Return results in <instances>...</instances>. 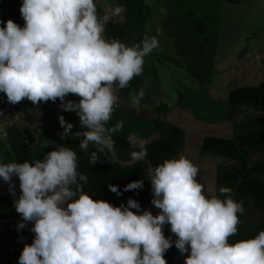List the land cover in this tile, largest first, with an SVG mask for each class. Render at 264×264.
<instances>
[{
  "label": "clouds",
  "instance_id": "9594fccd",
  "mask_svg": "<svg viewBox=\"0 0 264 264\" xmlns=\"http://www.w3.org/2000/svg\"><path fill=\"white\" fill-rule=\"evenodd\" d=\"M23 25L0 19V94L10 104L24 100L33 105L59 100L64 111H74L86 131L79 148L112 153V134L122 130L121 120L107 127L119 92L143 74L145 57L159 47L157 36L145 35L128 45L104 35L110 16L100 15L97 0H21ZM79 97L68 100L69 95ZM144 97L140 90L133 104ZM59 122L66 137L74 125L63 115ZM129 141L139 148L132 161L145 160L146 141ZM199 165L186 153L166 158L147 169L152 205L142 210L129 198L119 206L94 199L85 191L88 176L79 171L77 152L56 145L43 159L5 163L0 179L20 195L14 207L21 216L17 229L32 224V243H25L18 264H168L173 245L184 264H264V230L253 238L231 242L238 233L244 199H235L231 187L209 192L197 179ZM144 180L128 183L123 191L143 189ZM109 190L121 195L118 185ZM136 210V211H133ZM175 236L165 235V226ZM23 239V238H22Z\"/></svg>",
  "mask_w": 264,
  "mask_h": 264
},
{
  "label": "rangeland",
  "instance_id": "374dc122",
  "mask_svg": "<svg viewBox=\"0 0 264 264\" xmlns=\"http://www.w3.org/2000/svg\"><path fill=\"white\" fill-rule=\"evenodd\" d=\"M121 1H98L110 16L105 25L106 38L132 45L146 34L155 35L159 47L145 57L143 74L127 87L132 102L140 90L144 91L140 103L134 104L136 117L114 111L107 127L122 120L124 125L118 132L128 138L134 136L139 142L159 137L167 122L180 125L188 136L186 152L189 155L198 150L205 135L233 136L235 124L229 123L225 87L233 81L236 86H245L256 85L264 79V0H131L140 15L142 36L139 40L121 30L120 25L126 23L127 15L126 5ZM0 19L5 22L13 19L23 25V20L9 9L5 0H0ZM189 36L196 39L198 50H207L213 58L215 72L210 85L203 86L195 80L186 69L187 60L178 53L177 40ZM8 104L6 96L0 94L1 123L7 119ZM10 105L21 119H32L42 108V104L33 105L27 100ZM189 112L194 119H189ZM238 112L241 115L258 113L249 104L239 106ZM42 125L43 120H40L38 127ZM0 141L8 149V152L1 149L0 159L5 163L15 162L7 138L0 137ZM55 146L51 144L50 134H45L41 154L54 150ZM192 158L199 168L204 167L205 177L198 180L209 192L215 191V167L229 162L219 156L195 154ZM260 160L264 161V156ZM262 217L264 214L251 209L245 215L244 227H251ZM5 240L0 243L14 247L10 234H6ZM0 264L12 263L0 253Z\"/></svg>",
  "mask_w": 264,
  "mask_h": 264
},
{
  "label": "trees",
  "instance_id": "16d2710c",
  "mask_svg": "<svg viewBox=\"0 0 264 264\" xmlns=\"http://www.w3.org/2000/svg\"><path fill=\"white\" fill-rule=\"evenodd\" d=\"M5 1L9 9L20 17L21 0H18V11L14 0ZM98 1V12L100 15H105V11ZM122 1L126 5L127 15L126 23L120 25L121 30L127 33L128 36L137 37V40H139L142 36V32H140V15L135 11V6L131 0ZM195 42L196 39L191 36L178 39V53L187 60L186 69L188 73L203 86L210 85L215 72L213 58L208 54L207 50H198ZM67 99L78 101L79 97L70 94ZM60 103L59 100L55 103L51 101L44 103L43 111L45 116L48 117L56 110L62 109ZM244 104H249L254 110L260 112L259 115L249 118L246 126L236 120V115L239 113L238 108ZM227 105L229 119L234 121L235 128L240 127L242 130L237 132L232 138L207 137L204 140L202 150L204 153L209 152L214 156L227 160V162H231V165H221L219 167L217 190L222 186L231 187L235 192V199H244L245 213L240 216L238 233L230 238L231 242H236L253 238L259 231L264 230V217L251 227H244L245 215L251 209L264 214V179L260 178V175L264 174V162L260 159H254L257 155L264 153V81L259 85H245L231 91ZM114 111L119 112L120 110L115 106ZM61 115L64 116L67 122L74 125L71 132L86 131V129L80 127L77 114L65 112L51 119V125L60 133L64 134V128L61 127L59 122V116ZM150 119L156 122L153 118L150 117ZM47 133L51 136L52 146L55 144L64 145L68 142V146L77 152L79 171L88 176L85 191L89 194L94 193V199H104L119 206L121 203L126 205L128 199L133 198L141 204V207L153 199L151 183L148 180L147 163L140 161L132 166H121L115 161L111 153L107 155L100 153V159L96 165H93L90 163V156L93 151H96V148L90 144L87 151H82L79 148V144L83 137L61 139L51 129H43L38 133L29 127L13 125L9 127L6 138L10 144L9 150L15 162L43 159L44 155L49 152L41 154L43 137ZM37 135L40 136L39 142L37 141ZM112 138L115 142L117 154L125 161L131 160L130 154L139 150V148L132 146L125 134L116 132L112 134ZM184 138V130L173 123H165L159 132V137L146 144L148 152L146 158L151 161L153 166H156L166 158L178 156V153L183 148ZM1 149L8 152L6 145L0 141V151ZM141 179L144 180L143 189L123 191L128 183ZM109 184L118 185L122 194L117 195L111 192ZM19 195L0 197V240L5 242L6 234H10L13 239L11 242L14 246L9 248L5 243H0V253L7 257L12 264H18V259L25 243H32L34 236L30 231L32 224H29L24 229H17L21 216L14 207V201ZM165 235L171 236L175 240V236L170 231V225L165 226ZM185 255H182L173 245L167 251L165 258L168 260V264H184Z\"/></svg>",
  "mask_w": 264,
  "mask_h": 264
},
{
  "label": "water",
  "instance_id": "95a60500",
  "mask_svg": "<svg viewBox=\"0 0 264 264\" xmlns=\"http://www.w3.org/2000/svg\"><path fill=\"white\" fill-rule=\"evenodd\" d=\"M14 4L16 7V10L18 11V0H14ZM20 17H21V15H20ZM263 81H264V79H261L260 82L256 85H259ZM238 88H239V86H235L234 88L229 89V92H228L227 97H226L227 102L229 100L230 92L235 90V89H238ZM119 95H120V100H119L118 104L116 105V107L118 109H120V111L123 112L124 114H126L127 116H129L131 118H135L136 117V109H135L133 102L129 99L128 89L127 88L121 89L119 92ZM65 112H70V113L76 114V112H74V111H64L63 109H58L55 112H53L51 115H49L48 117L45 116V113L43 111V112L35 113V115L32 119H21L20 116L16 113L15 107L13 106V107L9 108V110H8L7 119L2 123L0 122V137H7L8 136V129H9V127H11L13 125H17L19 127H29L31 130L37 131L38 133H40L41 129L37 130L38 123L40 120L44 121L46 129H51L61 139H66V138H70V137H82V136H77V133H79V132H71L65 137L64 134L60 133L57 129H55V127H53L51 125V119L54 116L61 114V113H65ZM189 114L192 115L193 118H195L191 112H189ZM155 118H156V116H155ZM81 132H83V131H81ZM38 139H39V135H37V141H38ZM156 139H157V137L154 136L146 142H147V144H149L150 142H152ZM111 155L115 159V161L121 166H132V165L140 162V161H132V160L125 161V160L121 159L119 157V155L117 154L115 149L111 153ZM141 161L147 163L148 167H149V165L153 166V164L151 163V161L148 158H145V160H141ZM13 181L15 184L14 190L8 182H5L2 179H0V197H12V196H15L17 194H20L21 190L19 187L20 182H19L18 178L14 177ZM215 183L217 184V179L215 180ZM141 208H142V210L151 209L153 214L159 213V209H157L154 205H152L151 202L147 203L146 205L142 206Z\"/></svg>",
  "mask_w": 264,
  "mask_h": 264
},
{
  "label": "flooded vegetation",
  "instance_id": "af4514ba",
  "mask_svg": "<svg viewBox=\"0 0 264 264\" xmlns=\"http://www.w3.org/2000/svg\"><path fill=\"white\" fill-rule=\"evenodd\" d=\"M235 82L236 81H233L232 83H230L229 85H227L225 88H226V92H225V95H226V97H227V94H228V92H229V89H231V88H234L235 86H236V84H235ZM239 87H241V86H239ZM175 112V111H174ZM260 114V112H258L257 114H249V113H243V115H241V114H237L236 115V120L239 122V123H241L243 126H246V123H248V121H249V118H251L252 116H257V115H259ZM189 116H191V117H189V119L190 120H192V119H194L193 117H192V115H190L189 114ZM247 121V122H246ZM230 124H232V125H234V121L233 120H230V122H229ZM176 126H178L179 128H181L182 130H184L185 131V128L184 127H182V126H180V125H176ZM39 129H41V131L43 130V129H46L45 128V123H44V121H43V125L42 126H40V127H37V130H39ZM240 127H237V128H235L233 131H234V135L237 133V132H239L240 131ZM40 131V132H41ZM233 135V136H234ZM233 136H231V137H223V136H211V135H205L204 136V138H203V140H202V143L200 144V146L198 147V150L197 151H195L194 150V152H192L193 153V155H195V154H198V155H206V156H209V157H211V156H214L213 154H211V153H209V152H207V153H204L203 152V150H202V146H203V143H204V140H205V138H207V137H218V138H232ZM158 138V137H157ZM187 140H188V136H187V133H186V131H185V138H184V145H183V148H182V150L178 153V156L181 154V153H186V154H188L186 151H187ZM132 146H134V147H137V146H135L133 143H132ZM138 148V147H137ZM195 153V154H194ZM189 155V154H188ZM193 155H189L191 158L193 157ZM264 156V153L263 154H260V157H259V155H257L254 159H260L261 157H263ZM207 162V161H206ZM209 162V161H208ZM211 162V161H210ZM264 162V161H263ZM227 165H231V162H229ZM221 165H217L216 167H215V172H216V177H215V179H214V183H215V180L217 179V173H218V169H219V167H220ZM205 171H204V167H201L200 168V172H199V175H198V177H197V179H201V178H203V177H205L204 176V174H202V173H204ZM262 176H264V174H262V175H260V178H262ZM215 188H216V190H217V184L215 183ZM208 191V190H207Z\"/></svg>",
  "mask_w": 264,
  "mask_h": 264
},
{
  "label": "crops",
  "instance_id": "0c3cea01",
  "mask_svg": "<svg viewBox=\"0 0 264 264\" xmlns=\"http://www.w3.org/2000/svg\"><path fill=\"white\" fill-rule=\"evenodd\" d=\"M41 104H42V105H41L42 108H41L40 112H43L44 103L42 102ZM8 110H9V108H8Z\"/></svg>",
  "mask_w": 264,
  "mask_h": 264
},
{
  "label": "built area",
  "instance_id": "2783aa9c",
  "mask_svg": "<svg viewBox=\"0 0 264 264\" xmlns=\"http://www.w3.org/2000/svg\"><path fill=\"white\" fill-rule=\"evenodd\" d=\"M8 106H9V108H11V107H13L12 105H10V104H8ZM15 111H16V109H15ZM17 113V112H16Z\"/></svg>",
  "mask_w": 264,
  "mask_h": 264
}]
</instances>
